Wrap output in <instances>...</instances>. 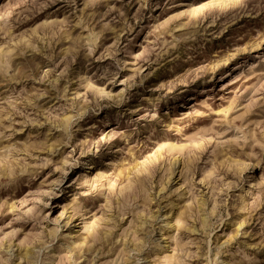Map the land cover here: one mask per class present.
Returning a JSON list of instances; mask_svg holds the SVG:
<instances>
[{
  "label": "rangeland",
  "instance_id": "obj_1",
  "mask_svg": "<svg viewBox=\"0 0 264 264\" xmlns=\"http://www.w3.org/2000/svg\"><path fill=\"white\" fill-rule=\"evenodd\" d=\"M0 264H264V0H0Z\"/></svg>",
  "mask_w": 264,
  "mask_h": 264
}]
</instances>
